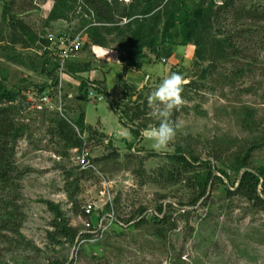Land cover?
<instances>
[{"label":"rangeland","instance_id":"rangeland-1","mask_svg":"<svg viewBox=\"0 0 264 264\" xmlns=\"http://www.w3.org/2000/svg\"><path fill=\"white\" fill-rule=\"evenodd\" d=\"M73 1L70 3L75 8L65 10L57 0H0V66L8 74L9 89L29 83L47 85L45 94L51 100L43 109H36L41 95L32 87L24 95L31 93L34 105L20 106L18 101L7 106L17 126L24 130L13 160L26 173L14 182L21 185V196L16 185L8 187L6 193L19 205L24 220L20 231L0 235V264H264V205L227 196L225 191V186L232 191L237 187L240 175L232 167L249 148H253V169L264 167V22L250 14L263 12L264 0H187L191 9L208 11L187 45L182 44L185 36L181 32L178 36L173 33L175 37L167 44H159L167 18H150L146 39L158 37L159 57L145 49L142 72L146 82L138 90L125 85L133 98L122 104L121 114L138 115L134 122L125 119V124L120 123L109 99L90 100L79 92L81 74L102 79L106 58L119 59L125 52L123 36L98 29L96 42L66 66L68 73L73 64L80 69L88 65L90 70L77 76L74 73L79 72L68 74L61 89L55 86L59 74H41L39 68L47 55L44 52H50V45L44 44L49 33L74 35L96 20L82 0ZM107 1L118 5L116 16L121 19L130 7L142 11L148 0ZM150 1L159 5L152 13L154 17L175 0ZM180 1L169 8L177 12ZM5 4L12 16L32 27L38 38L34 49L10 43L3 21ZM55 9L66 19L49 21ZM122 20L120 26L130 21ZM50 59L55 61L52 56ZM33 68L38 72H32ZM104 72L110 93L116 98L122 76L107 68ZM172 73H180L187 80L184 103L171 117L179 120L181 127L171 150L158 152L142 136L144 129L159 123L148 106V97ZM82 107L89 125L103 120L105 132L115 137L103 138L101 125L95 128L97 134L83 135L94 167L89 172L93 177L84 180L77 163L80 149L66 145L55 132V117L74 121ZM123 130L127 135L121 133ZM134 131L139 132L138 137ZM178 145L201 161L211 162L215 171L216 167L226 170L230 180L223 177V183L212 182L206 197L193 205L200 189L191 178L203 173L204 167L201 162L194 163L190 173L175 167L168 157ZM4 190L0 183V192ZM106 198L112 200L115 221L98 241H90L93 238L84 234L95 227L98 213L88 218L83 212L90 204L102 203L99 211L106 213ZM48 203L58 207L70 227L79 230L75 242L51 237L55 216ZM160 206L164 215L157 212ZM163 216L169 221L161 236L156 229L162 227L155 223ZM142 220L144 224L137 226Z\"/></svg>","mask_w":264,"mask_h":264},{"label":"trees","instance_id":"trees-1","mask_svg":"<svg viewBox=\"0 0 264 264\" xmlns=\"http://www.w3.org/2000/svg\"><path fill=\"white\" fill-rule=\"evenodd\" d=\"M70 1L73 0H57L59 6L65 10L67 8L69 9L70 6L71 9L75 8L71 5ZM178 1L179 0L170 2V4L165 6L163 10L160 9L153 17L152 13L156 8H158L159 5H156L148 0L146 7L142 11L136 12L134 11L133 7H130L126 9L121 15V19H117L116 15L120 11L117 4L112 6L107 0H82L84 6H89V8H86V10L89 13H94L96 16V20L94 22L88 23L87 27L81 30L85 34V43L82 51L92 43L96 42V39H98V29L105 30L107 34L111 32L117 33V35L123 36L122 38L125 41V52L119 57L120 63H122L124 66L125 73L129 70L141 72L147 59L145 49H149L152 55L156 56L157 58L159 57V52L157 50V48H159L158 37L152 36L148 37L149 39H146L149 28L148 21L150 18L157 21L160 20L162 15L163 17L166 16L167 18L162 29V39L159 44H167L170 42V40H173V37H175L173 33H176V36H178V33L181 32L182 35L185 36L182 44L187 45L188 42L200 30L202 21L204 17L207 16L208 11L202 7L197 10L191 9L190 5L187 3V0H181L179 2L177 12L169 8L171 4H175V2ZM59 11L61 10L55 9V11L50 14L49 21L52 22L66 19L63 14H60ZM250 14L252 17H260V21L264 22V10L261 13L256 11ZM138 15H141L142 18H136ZM122 19H128L130 21L125 26H120L119 24L121 21H123ZM3 21L9 29L10 43L12 45L21 46L26 50L35 48L38 38L35 36L32 27L24 21L19 20L17 17L12 16V12L10 11L9 5L7 4L4 6ZM109 26L112 27L109 28ZM131 27L133 28L131 29ZM148 40L149 42H147ZM44 44L47 46L50 45L47 41H44ZM229 44L233 46V43ZM44 53L47 55L42 59L43 61L41 63V67L39 68L41 69V74L47 77H54L59 68V64L58 62L52 61L50 59L51 55L49 51H45ZM21 64L24 65V62ZM39 69L33 68L32 72L37 73ZM70 69L71 73L69 72L68 74L79 72L74 73L76 76L77 74L86 73L90 70L88 65H85L82 69H80L74 64ZM79 79L81 80L79 92L84 96V98H89L90 79L80 77ZM8 80V74H6L4 69L0 66V183L6 189L2 193L0 192V235L3 233H15L20 231L22 221L24 220L23 213L19 214V205L17 206L15 204L16 201L11 199L9 193H6L8 187H13L16 185L19 189L18 196H21V185H17L14 182L19 180L20 177L26 173V170L19 169L13 160L17 144L22 138L24 130L17 126L14 119L11 117L12 109L7 106H12L13 103L19 101L20 106L24 105L30 107L31 103L28 100V95H24V93L29 92V90L34 87V91H37L39 95H43L45 94L48 87L47 85L29 83V85L24 86L23 88L14 87L13 89H9ZM58 84L59 81L57 77L55 79V86H58ZM95 84L99 86V93H106L102 89L103 87L100 83L98 84L97 81H95ZM123 89L124 96L121 102H118V104L113 103L106 94L105 99H109L111 106L115 108L116 112L120 114V120L129 119L131 122H134L138 117L136 113L131 116L129 113H126L125 116L121 114L124 113L122 111V104L125 101H130L133 98V94L130 93L128 87L124 86ZM85 118L86 114L83 110L79 114L78 118L74 121L69 120V118L64 119L55 117V132L69 147L82 150L84 147H86V144H84L86 140L83 139V135L86 133L91 136L97 134L95 129H92L85 123ZM134 135L138 137L139 132L134 131ZM102 137L104 138L105 135ZM175 149L176 151L174 154L169 155L168 159L179 170L190 173L193 171L194 163L198 162H201V164H203L202 166L204 167L202 168L203 173L195 175L191 178L193 185L200 189L198 198L192 202L193 205H195L200 199L206 197L208 187L212 182L219 181L223 183V177L230 180L228 173L223 168L216 167L215 171L211 162H203L200 158L190 155L184 150L182 146L178 145ZM252 150L253 148H249L244 155H240L236 158L235 166L232 167V169L235 170L237 175H240V179L234 191L229 189L227 186H225V191L227 196L236 195L248 200L251 203L264 205V189H262V192L259 190V188H264V167H259L256 170L253 169L250 163V154ZM90 171L91 170H80L79 175L83 180L86 178H91L93 176H91L92 173H89ZM216 172L220 174V177L215 174ZM235 186L236 183L232 187L234 188ZM48 207L55 216L53 222L55 231L50 234L51 237L53 235L55 238L59 236L66 240L72 241V243L75 242L79 237V230L68 225L64 214L54 204L48 203ZM143 211L144 210H141L142 213ZM157 212L159 215H164L163 207H158ZM83 215L84 217H87L85 212H83ZM143 220L140 221L137 226L144 224ZM157 220H159V223H155V225L162 227L160 229H156L157 234L163 236V234H165V229H163V227L167 225L169 219L163 216V219L158 217ZM84 237H86V235ZM88 237L89 236H87V238ZM6 238L7 237L4 239L5 241H7Z\"/></svg>","mask_w":264,"mask_h":264},{"label":"built area","instance_id":"built-area-1","mask_svg":"<svg viewBox=\"0 0 264 264\" xmlns=\"http://www.w3.org/2000/svg\"><path fill=\"white\" fill-rule=\"evenodd\" d=\"M46 40L50 44V55L59 64V68L57 70V74H59V84L57 88L61 89L63 86L64 77H69L66 66L81 53L85 43V34L83 31L74 35L49 33L46 37ZM89 87L90 99H94L95 101H103L105 99L106 95L104 93L98 92L99 86L95 84V80H90ZM29 95H31V93L28 94V100L32 106L36 100L33 96L30 98ZM50 102V97L47 94H43L40 96L38 102H36L37 104H35L34 107L38 110H41L43 109V106L50 104ZM59 111L62 112L61 105L59 106ZM77 154V163L81 170H90L94 168L91 163V159L89 158V153L85 147L80 150V152H77ZM105 200L106 201L104 204L106 207H109L106 213L99 211V209L103 207L102 203L90 204L86 207V211H84L88 218L89 216L93 218V216L98 213L95 227L90 228V230L84 234V236L86 235V238L87 236H89L88 238L90 239L93 238V240L90 241H98V239H100L106 233V231L115 221V213L111 207L112 200H110V198H106Z\"/></svg>","mask_w":264,"mask_h":264},{"label":"clouds","instance_id":"clouds-1","mask_svg":"<svg viewBox=\"0 0 264 264\" xmlns=\"http://www.w3.org/2000/svg\"><path fill=\"white\" fill-rule=\"evenodd\" d=\"M187 83L180 73H172L164 78L148 97V106L158 118V126H149L142 131V136L151 142L153 150L166 152L171 146L181 127L179 120H172L174 110L184 103L183 92Z\"/></svg>","mask_w":264,"mask_h":264},{"label":"crops","instance_id":"crops-1","mask_svg":"<svg viewBox=\"0 0 264 264\" xmlns=\"http://www.w3.org/2000/svg\"><path fill=\"white\" fill-rule=\"evenodd\" d=\"M112 58L110 59H107L106 58V61L103 63L102 65V73L104 75L101 76L102 79L99 78V80H101V85L103 86V90L106 92L105 94L110 98V100L115 103V104H118V102H121L123 96H124V86L127 85L129 87V89L131 88L132 90H138L142 85H144V83L146 82V76L143 74V72H137L135 70H129L125 73L124 71V66L122 65V63H120L119 59H117L116 57L114 56H111ZM104 68L106 69H111V70H114V71H117V73H119L122 78L120 79V84L117 86V92L118 95L116 96V98L112 95V93H110V90H109V87H108V83H107V75L106 73L104 72ZM82 78H89L90 80H94L92 79L91 77H88V76H84L82 74L81 76ZM68 78V77H67ZM73 79V78H72ZM71 79V81H73ZM98 78H97V81L99 82ZM96 81V80H95ZM91 100V99H90ZM94 103V101H92ZM86 102H84V105H85ZM115 109V108H114ZM82 110H83V107H82ZM84 111V110H83ZM116 111V110H115ZM85 112V111H84ZM119 116V119H120V114L118 112H116ZM86 114V112H85ZM85 123L91 127L92 129H95L96 126L98 125H101V127L103 128V132L105 134V136H109L111 138H115L114 136L110 135V134H107L105 132V122L103 120H99L97 122L96 125L92 126V125H89L87 122H86V118H85ZM120 123L122 124H125V120H120ZM121 133L124 135L126 132L123 130L121 131ZM103 134V135H104ZM127 135V133L125 134Z\"/></svg>","mask_w":264,"mask_h":264}]
</instances>
